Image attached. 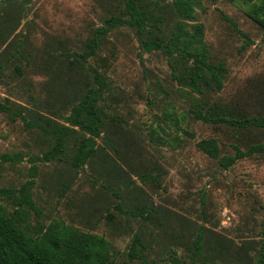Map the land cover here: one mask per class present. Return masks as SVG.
<instances>
[{"label":"rangeland","instance_id":"374dc122","mask_svg":"<svg viewBox=\"0 0 264 264\" xmlns=\"http://www.w3.org/2000/svg\"><path fill=\"white\" fill-rule=\"evenodd\" d=\"M125 2L0 0V153L17 158H0V188L19 189L31 178L32 157L56 144L53 130L68 124L72 107L97 86L96 68L109 83L100 101L105 124L96 154L74 164L87 136L77 127L60 156L36 162L37 212L30 213L29 230L61 220L104 235L112 245L109 264H164L174 256L190 261L202 230L193 264H260L264 153L224 169L197 143L215 137L221 155L234 154V145L263 142L264 128L205 122L192 111L264 116V30L255 20L264 17V0H201L196 9L211 61L228 69L221 90L190 87L183 79L190 62L174 59L173 69L163 49L145 50L127 25L105 35L84 60L96 29L112 15L126 16ZM141 6L149 13L144 38L166 43L180 20L172 0H143ZM0 203L15 208L2 196ZM137 209L145 215L129 213ZM135 236L145 260L130 256Z\"/></svg>","mask_w":264,"mask_h":264},{"label":"trees","instance_id":"16d2710c","mask_svg":"<svg viewBox=\"0 0 264 264\" xmlns=\"http://www.w3.org/2000/svg\"><path fill=\"white\" fill-rule=\"evenodd\" d=\"M142 1L126 0V16L112 15L107 18L105 24L96 29L88 44L89 50L81 54V57L86 60L88 56L95 55L105 35L118 26L127 25L136 29L141 46L145 50L163 49L171 58L170 64L173 69L176 68L174 59L190 62L183 78L190 87L202 90L201 84L205 83L221 90L228 69L225 62L211 61V54L204 39V24L196 23V9L200 6L201 0H172L180 20L172 28L166 43L158 38H144L149 24V13L142 8ZM241 1L248 3L254 0ZM262 6L264 9V3ZM223 18L229 21L237 32L245 34L231 17L223 14ZM255 20L264 30V17H255ZM92 77L97 86L87 88L79 102L72 107L71 113L66 116L68 124L60 125L53 130L56 144L42 155L32 157L31 178L19 189L0 188V196L15 205V208L9 211L6 205L0 203V264H109L111 262L112 245L104 235L82 232L61 220H52L34 233L27 227L31 211L37 212L32 196L37 174L36 162H49L60 156L65 151L68 134L76 131L77 127L87 136L81 141L79 152L73 160L74 164H85L96 154L97 139L102 136L105 124L100 101L104 99L109 83L105 75L96 68H92ZM1 109L9 110V107L3 105ZM192 112L196 119L205 122L225 123L237 128H264V116L241 117L211 115L197 110ZM184 132L192 135L186 129ZM197 145L208 156L218 159L224 169H228L241 158L264 153V141L251 144L247 149L234 145L235 153L224 155H221L220 144L215 137L204 138ZM0 158L10 162L17 160L6 153H0ZM129 213L136 217L145 215L146 211L137 209ZM202 238V230H199L194 241L195 252L190 261L174 256L164 264H193L196 256L201 254ZM144 250L141 239L135 236L130 247V256L145 260ZM259 262L264 264V253Z\"/></svg>","mask_w":264,"mask_h":264}]
</instances>
